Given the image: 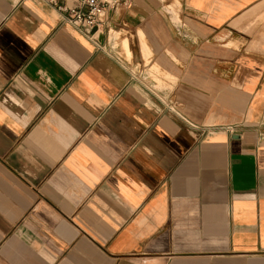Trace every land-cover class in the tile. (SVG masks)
Listing matches in <instances>:
<instances>
[{
	"label": "crops",
	"instance_id": "1",
	"mask_svg": "<svg viewBox=\"0 0 264 264\" xmlns=\"http://www.w3.org/2000/svg\"><path fill=\"white\" fill-rule=\"evenodd\" d=\"M0 264H264V0H0Z\"/></svg>",
	"mask_w": 264,
	"mask_h": 264
},
{
	"label": "built area",
	"instance_id": "2",
	"mask_svg": "<svg viewBox=\"0 0 264 264\" xmlns=\"http://www.w3.org/2000/svg\"><path fill=\"white\" fill-rule=\"evenodd\" d=\"M52 7L68 25L93 37L103 24L108 11L128 7L130 0H43Z\"/></svg>",
	"mask_w": 264,
	"mask_h": 264
},
{
	"label": "rangeland",
	"instance_id": "3",
	"mask_svg": "<svg viewBox=\"0 0 264 264\" xmlns=\"http://www.w3.org/2000/svg\"><path fill=\"white\" fill-rule=\"evenodd\" d=\"M168 11L170 12L171 10L170 9H168ZM109 42V41H108ZM110 43V45H109V49H108V51L112 54V55H114V56H116L117 57V54L116 53H121V55H122V53H124V51H122V50H120V52H119V46L117 47V48H115V47H113V45H112V43L111 42H109ZM111 46V47H110ZM117 49V50H116ZM119 55V54H118ZM145 64H146V66H148V63H147V61L146 62H144Z\"/></svg>",
	"mask_w": 264,
	"mask_h": 264
},
{
	"label": "bare ground",
	"instance_id": "4",
	"mask_svg": "<svg viewBox=\"0 0 264 264\" xmlns=\"http://www.w3.org/2000/svg\"><path fill=\"white\" fill-rule=\"evenodd\" d=\"M175 15V14H174Z\"/></svg>",
	"mask_w": 264,
	"mask_h": 264
}]
</instances>
